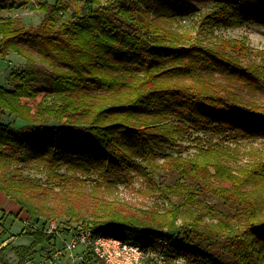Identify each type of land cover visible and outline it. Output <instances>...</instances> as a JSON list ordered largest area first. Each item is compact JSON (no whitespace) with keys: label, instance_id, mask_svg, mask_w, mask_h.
Listing matches in <instances>:
<instances>
[{"label":"trees","instance_id":"16d2710c","mask_svg":"<svg viewBox=\"0 0 264 264\" xmlns=\"http://www.w3.org/2000/svg\"><path fill=\"white\" fill-rule=\"evenodd\" d=\"M155 1L0 0V56L13 51L24 61L9 72L10 86L0 84V191L34 221L59 218L66 231L78 224L161 251L175 264H264V160L233 167L226 146L211 137L264 139V107L215 81L263 90L264 74L242 63V39L206 42L162 25L151 16ZM198 1L210 3L198 20L202 31L264 28V0ZM28 5L42 12L37 25L1 14ZM44 67L49 84L37 88ZM199 131L211 135L192 138L194 153H171ZM34 168L46 183L24 174ZM134 175L170 206L137 215L95 194L89 206L79 197L89 181L104 189ZM210 196L225 207L215 221L203 219L214 205L199 203ZM20 233L32 237L16 247L25 254L20 262L53 237L26 224Z\"/></svg>","mask_w":264,"mask_h":264},{"label":"rangeland","instance_id":"374dc122","mask_svg":"<svg viewBox=\"0 0 264 264\" xmlns=\"http://www.w3.org/2000/svg\"><path fill=\"white\" fill-rule=\"evenodd\" d=\"M49 1L53 2L54 0ZM209 5L210 3L201 2L198 0H160L154 2L151 16L156 18V20L162 25L172 28H178V26H182L188 29L198 38H203V40L206 42H213L215 41V38H218L219 36L242 39L248 48L247 52L240 56L242 63L244 65H258L260 70H262L261 72L264 74V67H262L263 65L260 66L263 58V55L260 52L264 51V28L256 24L243 23L241 25L229 28L210 27L207 29V31H202L199 29L198 20L204 11L207 10ZM1 14L14 17L15 23L22 26L37 25L42 17V12L38 8L31 5L16 10L2 11ZM23 63V59L13 51H10L4 57L0 56V84L6 87L10 86L9 72L11 70L21 68ZM47 70L48 67L39 68L36 81L34 83L35 87L42 88L49 84ZM215 81L217 82L216 86L219 88L227 86L228 89H230V92L239 96L241 100L264 107V89H255L250 84L239 83L236 79L231 78L225 80L222 77H216ZM1 114L4 120H13V116L5 113ZM209 134L210 133L208 131L192 132L189 137L182 141L181 147L171 151V153H194L195 147L193 146L194 142L192 141V138L199 136L200 139L204 140L209 137ZM211 137L213 140H217L220 145L226 146L224 148L227 149L231 155V158H228L227 162L233 167H237L241 164L248 165L253 161L264 160L263 138L236 139V141H229L219 137L217 138L215 135H211ZM24 174L30 178L38 179L41 182L46 183V174L42 170L34 168L24 171ZM155 182L156 184L159 183L158 180ZM79 192V197L83 198L82 201L84 200V203L87 200L88 206L91 202V198L95 194L98 196V199L110 202L115 206L118 205L121 211L129 213L133 212L137 215H142L143 211L162 212L170 206L169 202L161 198L155 188L149 187L148 182L139 175H134L132 181L129 183H118L114 187L104 189L100 188L99 186L94 187L92 181H89V183L83 184L80 187ZM0 193H2V195L4 194L1 191ZM173 200L175 201V199ZM199 203H201V205H205V203L213 204L215 207V211L213 212H209L204 209L203 219L207 221H215L216 216H218L216 211L225 209L220 199L214 196L200 200ZM199 203L189 206L190 211L194 212L198 210L200 207ZM17 205L18 204L9 197L6 203L0 204V216H2L3 212H5L3 217L4 224H2L0 227L1 238L8 237L11 234L18 236L20 233V227L22 226L20 220L22 221V219L25 218L26 222L24 223L26 225L34 221L32 220L33 217H28L25 210H23L24 213L22 218H18V213L17 215L14 214L17 211V207L19 206ZM12 213L14 217L11 215ZM15 215L17 217H15ZM183 217L187 218L186 215ZM183 217L178 218L177 223H180ZM31 240L32 237L30 235L24 234L18 236L16 240L9 242L8 247L6 248L8 253L4 254L8 264H18L16 262L20 261V256H23L25 259L24 251L17 250L16 247L24 243L25 245H28ZM57 243H59V239L57 240ZM37 247L38 245L36 248ZM35 251L36 252L33 257L29 258L31 264H39L38 261L40 260L42 251L37 249ZM1 259L2 258L0 256V260Z\"/></svg>","mask_w":264,"mask_h":264},{"label":"built area","instance_id":"2783aa9c","mask_svg":"<svg viewBox=\"0 0 264 264\" xmlns=\"http://www.w3.org/2000/svg\"><path fill=\"white\" fill-rule=\"evenodd\" d=\"M27 225L53 235L41 250L39 264H79L88 257L89 264H174L161 251L144 249L137 243L120 238L94 234L90 228L78 224L66 231L68 225L61 219L39 220Z\"/></svg>","mask_w":264,"mask_h":264},{"label":"crops","instance_id":"0c3cea01","mask_svg":"<svg viewBox=\"0 0 264 264\" xmlns=\"http://www.w3.org/2000/svg\"><path fill=\"white\" fill-rule=\"evenodd\" d=\"M8 200V196H5L4 194L2 195V193H0V204H4V203H6V201ZM1 206H3V205H1ZM18 206V205H17ZM19 207V206H18ZM17 207V211L14 213V214H16L17 215V213H18V218L20 217V218H22V215H23V213H24V211L23 210H20V207L18 208ZM3 210H5L4 208H2ZM10 212H12V211H10ZM13 217H14V215H13V213L11 214ZM10 216V215H9ZM24 222H26L25 221V218L24 219H22V221L20 220V223L22 224V226L20 227V231L22 230V228H23V226L25 225V223ZM24 224V225H23ZM21 235H24L23 233H19V235L18 236H21ZM17 235L15 236V235H13V234H11L10 236H8V237H0V256H1V260H0V263H3V264H8V262L6 261V259H5V257H4V254L5 253H8V251H7V247H8V244H9V242L10 241H14V240H16V238L18 237ZM27 244V243H26ZM20 245H25V243L24 244H20ZM7 251V252H6ZM13 255V254H12ZM39 262V261H38ZM16 263H18V264H31V262H30V260H29V258H26V261L25 262H20V261H18V262H16Z\"/></svg>","mask_w":264,"mask_h":264}]
</instances>
